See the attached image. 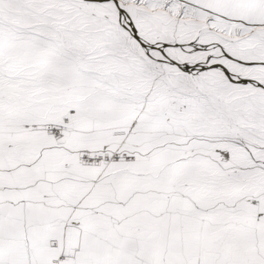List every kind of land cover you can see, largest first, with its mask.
Segmentation results:
<instances>
[{
	"label": "snow or ice",
	"instance_id": "obj_1",
	"mask_svg": "<svg viewBox=\"0 0 264 264\" xmlns=\"http://www.w3.org/2000/svg\"><path fill=\"white\" fill-rule=\"evenodd\" d=\"M0 264H264V0H0Z\"/></svg>",
	"mask_w": 264,
	"mask_h": 264
}]
</instances>
